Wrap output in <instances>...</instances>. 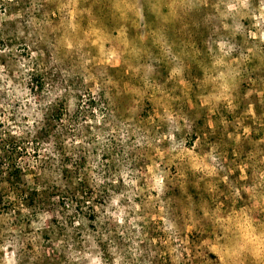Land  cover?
I'll return each instance as SVG.
<instances>
[{
	"label": "rangeland",
	"instance_id": "374dc122",
	"mask_svg": "<svg viewBox=\"0 0 264 264\" xmlns=\"http://www.w3.org/2000/svg\"><path fill=\"white\" fill-rule=\"evenodd\" d=\"M0 264H264V0H0Z\"/></svg>",
	"mask_w": 264,
	"mask_h": 264
},
{
	"label": "trees",
	"instance_id": "16d2710c",
	"mask_svg": "<svg viewBox=\"0 0 264 264\" xmlns=\"http://www.w3.org/2000/svg\"><path fill=\"white\" fill-rule=\"evenodd\" d=\"M87 201L88 200L85 201V198H84V201L82 202V204L87 205ZM75 209L78 210L77 212H79L80 211V204H76V208ZM89 209L91 210V213H93L94 208L91 206ZM90 220L94 221V215H92V217H90Z\"/></svg>",
	"mask_w": 264,
	"mask_h": 264
}]
</instances>
